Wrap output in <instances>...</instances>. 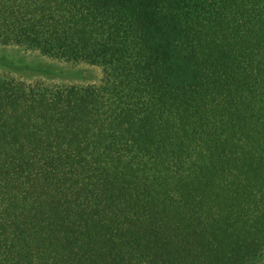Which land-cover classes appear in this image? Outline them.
<instances>
[{
	"label": "trees",
	"instance_id": "1",
	"mask_svg": "<svg viewBox=\"0 0 264 264\" xmlns=\"http://www.w3.org/2000/svg\"><path fill=\"white\" fill-rule=\"evenodd\" d=\"M0 44L103 72L0 77V264H262L264 0H0Z\"/></svg>",
	"mask_w": 264,
	"mask_h": 264
},
{
	"label": "rangeland",
	"instance_id": "2",
	"mask_svg": "<svg viewBox=\"0 0 264 264\" xmlns=\"http://www.w3.org/2000/svg\"><path fill=\"white\" fill-rule=\"evenodd\" d=\"M0 77L46 87L98 84L102 69L86 63L61 61L16 45L0 44ZM264 264V259L262 261Z\"/></svg>",
	"mask_w": 264,
	"mask_h": 264
}]
</instances>
